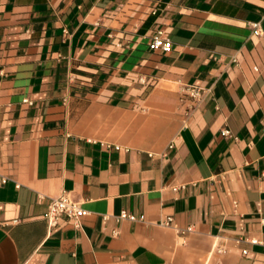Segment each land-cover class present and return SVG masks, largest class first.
<instances>
[{"label":"crops","instance_id":"1","mask_svg":"<svg viewBox=\"0 0 264 264\" xmlns=\"http://www.w3.org/2000/svg\"><path fill=\"white\" fill-rule=\"evenodd\" d=\"M0 264H264V0H0Z\"/></svg>","mask_w":264,"mask_h":264},{"label":"built area","instance_id":"2","mask_svg":"<svg viewBox=\"0 0 264 264\" xmlns=\"http://www.w3.org/2000/svg\"><path fill=\"white\" fill-rule=\"evenodd\" d=\"M250 28L252 33L256 36L262 35V30L259 23H251ZM150 49L153 51H159L162 53H168L171 50V42L168 38L164 37L161 32H158L151 40ZM187 94L191 99L192 107L198 105L204 97V93L202 90L196 87H189L187 89ZM223 134H228L226 131ZM182 188V187H181ZM176 190V189H175ZM87 212L81 207V205L73 201L71 198L67 197L66 195H61L58 198L50 199L48 204V210L45 215V221L49 228H53L58 225V223L62 219L71 220L76 228H79V220L83 216H85ZM117 219H126L129 221H137L141 220L142 218H136L132 215L127 214L126 212H122ZM162 226L165 227H172V219L167 218L165 221L162 222ZM180 234H186L191 232L190 228H187L184 231H178ZM116 234V232L114 233ZM243 241H246V239ZM251 244H257L256 241H249ZM221 252V250H219ZM246 251H243L242 254H245Z\"/></svg>","mask_w":264,"mask_h":264}]
</instances>
